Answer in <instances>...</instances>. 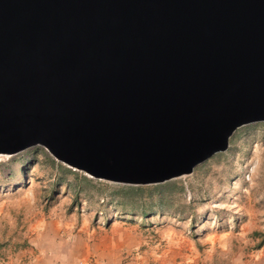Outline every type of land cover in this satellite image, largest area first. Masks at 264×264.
<instances>
[{
  "label": "water",
  "instance_id": "water-1",
  "mask_svg": "<svg viewBox=\"0 0 264 264\" xmlns=\"http://www.w3.org/2000/svg\"><path fill=\"white\" fill-rule=\"evenodd\" d=\"M264 122V0H0V155L159 184Z\"/></svg>",
  "mask_w": 264,
  "mask_h": 264
},
{
  "label": "rangeland",
  "instance_id": "rangeland-1",
  "mask_svg": "<svg viewBox=\"0 0 264 264\" xmlns=\"http://www.w3.org/2000/svg\"><path fill=\"white\" fill-rule=\"evenodd\" d=\"M159 184L164 204H157L160 193H145L142 200L154 209L127 214L113 197L121 184L73 170L42 146L0 155V264H25L20 253L29 246L47 259L61 254L62 264L132 261L137 242L110 243L115 254L109 256L99 248L125 226L145 229L157 244L168 231L203 246L226 240V250L216 248L217 264H264V245L256 248L260 236L253 234L264 233V122L239 127L226 151Z\"/></svg>",
  "mask_w": 264,
  "mask_h": 264
},
{
  "label": "crops",
  "instance_id": "crops-1",
  "mask_svg": "<svg viewBox=\"0 0 264 264\" xmlns=\"http://www.w3.org/2000/svg\"><path fill=\"white\" fill-rule=\"evenodd\" d=\"M64 224L67 229L71 225L68 222ZM126 241L137 242V244L134 243L136 244L135 248L140 247V250L134 252L135 256H132V261H114L112 259V262H106L102 257L97 264H217L216 248L226 250L228 246L226 240L219 239L208 241L207 245L203 246L200 245L198 239L175 231L160 232L157 244L152 243L151 237L148 236V231L145 232V229L136 232L132 227L125 226L122 231L119 230L116 235L113 234L107 243L104 242L102 246L98 247L103 256L114 255V250L109 246L111 244L118 247L123 246ZM158 245L160 247H157ZM32 251L33 253H31ZM20 254L27 258L25 264H62L56 261L61 254L59 256L55 254L53 259H47L30 246L29 249L28 247L23 249Z\"/></svg>",
  "mask_w": 264,
  "mask_h": 264
},
{
  "label": "trees",
  "instance_id": "trees-1",
  "mask_svg": "<svg viewBox=\"0 0 264 264\" xmlns=\"http://www.w3.org/2000/svg\"><path fill=\"white\" fill-rule=\"evenodd\" d=\"M58 169V166H55ZM121 187L114 193L113 197H116L117 203L121 206V208L128 212L127 214H131L130 212H134L135 210H139L141 215L145 216V214L151 212L154 209V203L152 201L145 202L143 201V195L145 193H149L150 195L158 189L160 184L156 185H127L121 184ZM160 193L157 199V204H164V195H162V191H156ZM253 234L256 236H260L257 241L255 247L260 248L264 245V233H259L257 231H253ZM193 238H195L193 236ZM26 242V241H25ZM25 242L23 244H25ZM5 243H2V245ZM1 246V243H0ZM3 253H0V256Z\"/></svg>",
  "mask_w": 264,
  "mask_h": 264
}]
</instances>
